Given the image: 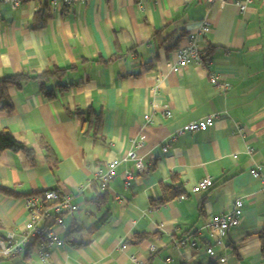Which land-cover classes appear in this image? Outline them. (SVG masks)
Instances as JSON below:
<instances>
[{
  "label": "crops",
  "instance_id": "obj_1",
  "mask_svg": "<svg viewBox=\"0 0 264 264\" xmlns=\"http://www.w3.org/2000/svg\"><path fill=\"white\" fill-rule=\"evenodd\" d=\"M203 22L210 29L196 44L210 64L177 65V45ZM18 73L30 77L9 88L0 130L30 154L0 150V236L23 229L26 195L55 188L78 209L54 228L62 244L47 262L30 250L0 264H264V0L242 13L231 0H88L56 13L42 1L1 3L0 77ZM210 114L206 130L169 139ZM141 133L143 170L125 187L133 161L121 160L100 189L93 171ZM204 177L211 185L193 192ZM167 186L184 197L160 204ZM237 199L239 222L212 236L205 222ZM180 237L196 247L178 246Z\"/></svg>",
  "mask_w": 264,
  "mask_h": 264
},
{
  "label": "built area",
  "instance_id": "obj_2",
  "mask_svg": "<svg viewBox=\"0 0 264 264\" xmlns=\"http://www.w3.org/2000/svg\"><path fill=\"white\" fill-rule=\"evenodd\" d=\"M30 0H0L1 3H7L12 8H17L23 3ZM46 4L50 13H56L61 7H71L74 4L86 2L88 0H36ZM143 0H137V3ZM211 1V0H210ZM238 8L239 12H244L252 0H231ZM207 22H203L198 30L189 33L183 42H180L176 49L175 63L179 66L194 64L200 66H208L210 58H203L204 52L200 50L196 44V36L205 34L209 31ZM158 80V79H157ZM210 80L222 90L226 91L229 84L221 82L217 74H211ZM169 112L165 111L164 115ZM146 122L150 121L149 114L144 115ZM214 115H206L198 120H193L183 124L178 130L169 136L170 140H174L177 134L183 132H194L206 130L213 124ZM144 135L132 140V147L122 158H113L106 162L104 166L97 167L92 174V180L96 182L100 189L107 188L109 182L115 176V167L121 160L133 161L132 168H126L122 172V183L126 187L130 184L134 172H141L144 168L142 158L139 157L135 148L142 146ZM167 144L162 146L166 149ZM252 148L248 147L247 152H252ZM250 173L255 177L262 179V176L257 168H251ZM211 185L210 177H204L192 186V191L197 192ZM81 191V187L78 188ZM180 195L179 198H183ZM24 208L26 210V220L23 224V229L19 232L7 231L3 236H0V258H17L24 254L30 247L31 253L40 262H47L50 257V249L53 245H61L62 240L54 234V228L63 223L65 217L78 209V205L73 203L70 195L60 192L55 188L45 189L38 193H32L23 197ZM242 213V202L237 199L233 207L223 213H215L205 222L204 226L212 236L224 233L228 228L236 225ZM178 246H190L195 248L196 241L189 240L185 237H180L174 241ZM209 255L215 252L211 247L206 248ZM130 264H144V262L134 256H131Z\"/></svg>",
  "mask_w": 264,
  "mask_h": 264
},
{
  "label": "trees",
  "instance_id": "obj_3",
  "mask_svg": "<svg viewBox=\"0 0 264 264\" xmlns=\"http://www.w3.org/2000/svg\"><path fill=\"white\" fill-rule=\"evenodd\" d=\"M203 58H210L209 54L206 52L203 55ZM55 71H46L40 75V78H45L48 75L56 73ZM30 76L25 73H18L14 75L2 76L0 77V112L9 113L12 110V102L8 95V90L10 87H19L22 82L27 80ZM9 149L12 151H22L26 155L30 154V149L21 141L17 140L10 131L7 129L0 130V150ZM49 150H47L48 152ZM49 153V152H48ZM5 190L4 188H1ZM180 190L177 188H168L163 187V196L160 204H165L169 201H172L180 196ZM146 234L136 235L135 237L141 239L145 237ZM261 251L264 254V226L258 234ZM31 247L27 250L29 252ZM26 252V253H27Z\"/></svg>",
  "mask_w": 264,
  "mask_h": 264
}]
</instances>
